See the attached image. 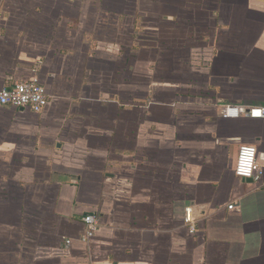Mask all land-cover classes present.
I'll use <instances>...</instances> for the list:
<instances>
[{
    "label": "crops",
    "instance_id": "obj_1",
    "mask_svg": "<svg viewBox=\"0 0 264 264\" xmlns=\"http://www.w3.org/2000/svg\"><path fill=\"white\" fill-rule=\"evenodd\" d=\"M0 14V90L38 80L49 96L41 113L0 108V264H264V117L249 116L264 112V0ZM245 145L259 180L236 176Z\"/></svg>",
    "mask_w": 264,
    "mask_h": 264
},
{
    "label": "built area",
    "instance_id": "obj_2",
    "mask_svg": "<svg viewBox=\"0 0 264 264\" xmlns=\"http://www.w3.org/2000/svg\"><path fill=\"white\" fill-rule=\"evenodd\" d=\"M3 16L0 14V30L3 23ZM49 103V96L46 88L38 80L17 81L14 84L0 90V108L12 107L30 110L34 113H41ZM225 115L227 118H238L240 111L234 107H228ZM249 116L252 118L264 117L262 110H251ZM236 176L242 179L259 180L262 171L257 163V149L253 146H242L235 169ZM234 206H229L233 209ZM186 221L190 225L191 232H195L196 225L192 217V210H186ZM86 226L85 234L80 239L81 242L89 244L99 230V221L96 215L89 214L83 218ZM70 245V241H67Z\"/></svg>",
    "mask_w": 264,
    "mask_h": 264
}]
</instances>
